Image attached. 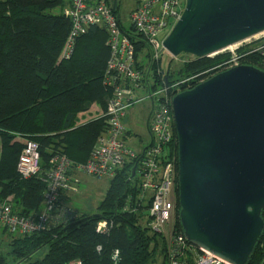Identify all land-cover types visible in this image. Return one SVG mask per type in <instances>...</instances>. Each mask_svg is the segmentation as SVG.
Wrapping results in <instances>:
<instances>
[{"label": "trees", "instance_id": "obj_1", "mask_svg": "<svg viewBox=\"0 0 264 264\" xmlns=\"http://www.w3.org/2000/svg\"><path fill=\"white\" fill-rule=\"evenodd\" d=\"M67 4L68 0H0V201L11 197L14 210L24 216L44 208L50 159L63 154L73 165L85 163L109 127L106 109L113 89L105 82L111 56L107 30L92 25L65 57L72 28L64 12ZM144 47V41L136 43L137 55ZM244 50L242 64L260 67L259 52ZM184 55L190 58L179 68L171 63L164 68L162 56L151 63L146 80L151 79L152 90L167 86L172 95L193 88L230 68L232 58L228 52ZM95 103L103 113L79 124V113ZM175 139L169 150L178 155L176 128ZM30 140L39 145L41 170L23 178L17 164ZM134 164L127 163L110 179L95 213L73 208L62 191L60 211L46 229L25 236L0 229L10 240L6 254L0 252V264H154L157 253L168 264L163 236L152 229L149 211L139 201L141 179L137 173L131 178ZM179 210L178 199L174 231L182 234ZM101 221L107 227L98 231ZM247 264H264V230Z\"/></svg>", "mask_w": 264, "mask_h": 264}, {"label": "water", "instance_id": "obj_2", "mask_svg": "<svg viewBox=\"0 0 264 264\" xmlns=\"http://www.w3.org/2000/svg\"><path fill=\"white\" fill-rule=\"evenodd\" d=\"M263 31L264 0H186L163 46L173 57H205ZM172 109L184 235L247 264L264 230V70L218 72L178 92Z\"/></svg>", "mask_w": 264, "mask_h": 264}, {"label": "built area", "instance_id": "obj_3", "mask_svg": "<svg viewBox=\"0 0 264 264\" xmlns=\"http://www.w3.org/2000/svg\"><path fill=\"white\" fill-rule=\"evenodd\" d=\"M130 1L132 5L128 14L122 15L124 0H68L64 12L71 19L72 28L63 50L65 57L71 56L77 38L86 33L92 25L104 27L108 33L107 44L111 56L105 82L113 89L106 109L109 127L98 137L85 163L73 165L63 154L54 155L50 159V166L45 173L47 188L41 212L24 216L14 210L11 197L1 200L0 229L5 228L11 234L20 236L42 231L48 227L55 213L60 211L61 192L78 191L79 179L74 173L84 172L98 179L110 180L127 163L135 162L136 173L141 179L139 201L140 204L148 206L152 229L168 240V264H233L191 244L184 232L175 233L174 224H170L179 199L178 155L169 150L176 140L172 99L177 93L169 95L167 86L152 90L151 79H146L151 63L166 51L163 42L180 19L186 0ZM259 35H264V31L218 53L232 51L234 64H231V67L240 65L242 62L239 61L240 56L235 53V49ZM140 40L144 41L145 47L137 55L136 43ZM254 51L259 52V68L264 70V43ZM140 91L147 92L151 100L147 120L150 139L138 152L128 146L132 133L125 125L124 119L127 110L138 101ZM17 170L23 178L40 172L41 155L36 142H26L19 156ZM106 227L107 222L101 221L97 229L101 231Z\"/></svg>", "mask_w": 264, "mask_h": 264}, {"label": "rangeland", "instance_id": "obj_4", "mask_svg": "<svg viewBox=\"0 0 264 264\" xmlns=\"http://www.w3.org/2000/svg\"><path fill=\"white\" fill-rule=\"evenodd\" d=\"M185 4V1H183ZM132 5V2L130 0H124V5L122 7V15L128 14V9ZM126 12V13H125ZM264 43V35H259L252 37L250 41L245 42L242 46L239 47V49H235V53L237 55L245 56V53L249 50L244 49H251L257 48L261 44ZM249 45V46H248ZM245 47L244 49L240 50V48ZM246 52H242V51ZM224 52H228L231 57L233 56L232 51L226 50ZM186 53H182L178 57H173L170 53L165 51L162 55V63L163 67L166 68L169 63L172 64V68H179L180 65L184 60H187L190 58L188 55H184ZM242 59V58H241ZM242 62V60H239ZM231 64H234V61L231 58V61L228 66L231 67ZM176 85V84H175ZM179 87V86H178ZM161 89V88H159ZM179 89V88H178ZM138 101L134 104V106H131L127 110V116L124 120L125 125L133 131L132 138L128 140V146L130 149H135L138 152L142 150V148L146 145V143L149 142L150 136L146 127V121L148 114L150 113V98L148 97V93L145 91H140L138 93ZM96 111V114H102L103 109L99 104H93L91 107V111ZM82 113V112H81ZM79 113V118L81 117ZM82 119L80 118L78 120V123H82ZM78 177L80 182H78V191L77 192H69L72 193L71 199H70V205L78 209L81 212H85L88 214L95 213L99 210V205L103 198L106 195L107 189L109 187V179L103 178L98 179L96 177L87 175L84 172H79ZM146 207L144 206V209L146 210ZM148 210V209H147ZM175 215L173 216L171 223L174 224ZM163 241L167 247L168 240L167 238L163 237ZM9 237L7 234H4L2 230H0V252L6 254V252L9 250ZM156 261L154 264H165L163 262V256L160 253H157Z\"/></svg>", "mask_w": 264, "mask_h": 264}, {"label": "crops", "instance_id": "obj_5", "mask_svg": "<svg viewBox=\"0 0 264 264\" xmlns=\"http://www.w3.org/2000/svg\"><path fill=\"white\" fill-rule=\"evenodd\" d=\"M134 106V105H133ZM150 109V108H149ZM98 115V113L96 114V111L92 110L91 111V108L88 110V111H84L80 114V118L82 119L83 122L89 120L90 118L92 117H96ZM149 116V114H148ZM125 120V119H124ZM147 120H148V117H147ZM146 127H147V121H146ZM129 129V128H128ZM129 131H131V133L133 134V131L129 129ZM78 173H74L76 175V177L79 179L78 177ZM80 182V181H79ZM65 202H67L68 204L70 203V199H71V196H72V193H69L68 191L65 193ZM78 210V209H77ZM81 212V211H80Z\"/></svg>", "mask_w": 264, "mask_h": 264}, {"label": "clouds", "instance_id": "obj_6", "mask_svg": "<svg viewBox=\"0 0 264 264\" xmlns=\"http://www.w3.org/2000/svg\"><path fill=\"white\" fill-rule=\"evenodd\" d=\"M99 247V246H98Z\"/></svg>", "mask_w": 264, "mask_h": 264}]
</instances>
